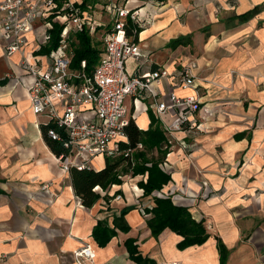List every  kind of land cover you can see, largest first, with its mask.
Segmentation results:
<instances>
[{"label": "crops", "instance_id": "crops-1", "mask_svg": "<svg viewBox=\"0 0 264 264\" xmlns=\"http://www.w3.org/2000/svg\"><path fill=\"white\" fill-rule=\"evenodd\" d=\"M149 10L157 13L137 37L144 55L128 59V71H169L153 85L162 100L171 91H194L177 82L178 72L195 62L191 72L202 85L203 108L160 163L172 176L161 190L146 195L138 183L147 176L127 174L121 184L99 188L102 197L92 207L82 203L45 139L43 126L51 121L31 108L32 78L20 53L6 56L0 40V264H80L74 254L86 245L97 252L87 264H139L129 258V238L156 264H220L217 238L229 249L226 264H264V0H152L142 12L149 16ZM127 100L144 130L152 114L162 129L175 114L158 117L149 95ZM142 115L146 124L138 123ZM96 164L97 170L104 166ZM166 196L203 220L210 234L205 243L181 250L182 236L171 229L151 234V214L142 216L139 206L151 208L156 197ZM104 207L112 209L100 217ZM125 207L130 231L119 230L99 246L94 226L104 218L114 226Z\"/></svg>", "mask_w": 264, "mask_h": 264}, {"label": "built area", "instance_id": "built-area-1", "mask_svg": "<svg viewBox=\"0 0 264 264\" xmlns=\"http://www.w3.org/2000/svg\"><path fill=\"white\" fill-rule=\"evenodd\" d=\"M83 1L0 2V40L6 56L20 53L21 66L32 78L28 89L31 108L62 128V132L53 126L47 130L51 139L62 142L68 150L56 155L60 167L65 172L72 167L96 169L92 164L95 157L121 154L120 142L127 140L125 127L132 119L126 101L147 95L154 98L151 108L158 117L175 112L173 119L163 126L172 149L177 134L196 125V114L203 108L202 85L191 72L197 64L184 66L178 72L177 85L193 89L192 93L180 95L171 91L167 99L159 100L153 85L168 76L169 71L138 68L130 73L127 68L128 59L139 60L144 55L136 36L140 33L138 29L150 24L157 13L149 10L147 16L142 12L152 0H141L143 4L138 6H131L128 0H105L102 7L91 3L83 6ZM98 8L102 9L101 14ZM55 22L63 26L59 44L42 54L51 40ZM83 29L102 43L103 51L92 74L86 70V60L81 61L80 68H71L74 35ZM88 248L86 245L75 251L78 259H84Z\"/></svg>", "mask_w": 264, "mask_h": 264}, {"label": "trees", "instance_id": "trees-1", "mask_svg": "<svg viewBox=\"0 0 264 264\" xmlns=\"http://www.w3.org/2000/svg\"><path fill=\"white\" fill-rule=\"evenodd\" d=\"M90 1L92 0H84L83 5ZM247 16L248 14L245 15V17ZM62 28L61 24L55 23L54 28L51 30V40L43 47L41 52L49 53L57 47ZM138 30L140 32L142 29ZM187 38L189 37L178 38L173 40L172 43H181ZM102 49V43L86 29L78 31L73 40L74 53L71 68H80L81 61L86 60V70L89 74H92L99 62ZM51 126L62 132V128L55 121L44 125L43 131L48 145L56 155L66 154L68 150L63 143L48 136L47 130ZM125 134L127 140L120 142L122 153L115 157H107L103 168L81 170L72 167L70 169L75 192L86 207L94 206L102 197L98 191L99 188L106 190L115 184H121L123 176L127 174H131L133 177L138 175L147 176L146 181L141 179L138 183L144 189L146 195L161 190L172 179V176L160 167V163L170 151V145L159 121L153 114L148 129H141L132 118L125 127ZM155 152L158 153V156L154 154ZM129 211L130 208L125 207L118 215H115L113 218L114 226L109 224L107 218L98 220L93 228L92 236L99 246L105 247L113 237L118 235L119 230L123 232L130 231L131 226L125 218ZM146 212L151 214L147 219L151 234L157 238L165 229H171L182 236V240L177 244L181 250L193 245H202L210 237L203 220L198 221L187 207L175 204L171 196L156 197L155 205L152 208H147ZM217 240L220 264H226L229 249L220 238H217ZM125 246L129 258L135 262L139 264H156L154 260L143 257L136 239H127Z\"/></svg>", "mask_w": 264, "mask_h": 264}, {"label": "rangeland", "instance_id": "rangeland-1", "mask_svg": "<svg viewBox=\"0 0 264 264\" xmlns=\"http://www.w3.org/2000/svg\"><path fill=\"white\" fill-rule=\"evenodd\" d=\"M96 2V3H95ZM106 1L105 0H92V1H90V2H88V3H91V4H97L98 5V7H102L101 5H104V3H105ZM85 5V4H84ZM83 5V6H84ZM97 12H100V14L102 13V9H100V8H98L97 9ZM104 17H105V15H104ZM106 20H108V18H106ZM55 23H58V22H55ZM132 67H133V63L132 62H127V68H128V70L130 71L131 69H132ZM126 103H127V105H128V100L126 101ZM130 115H131V109H130ZM156 156H158V154H157V152H155L154 153ZM106 158H107V156H101V155H99V156H97V157H95L94 159H93V161H92V164L94 165V166H96L97 164H96V161H99L100 163H101V165H104L105 166V164H106ZM103 166V167H104ZM124 177V176H123ZM124 178H126V177H124ZM129 195V194H128ZM130 196V195H129ZM82 201V200H81ZM126 202L128 203L129 201L126 199ZM111 203V201L110 200H107V202H106V205L105 206H108V204H110ZM136 204L137 205H139V203L138 202H136ZM139 208H140V211L142 212V216H146L147 214H149V213H147L146 212V209L143 207L142 209H141V206H139ZM101 209V208H100ZM112 208L111 207H104V208H102V212H100L99 213V216L100 217H103V216H105V215H107V213H109V211L111 210ZM146 214V215H145ZM77 251V250H76ZM75 255V254H74ZM75 257H76V261H78V262H82V263H84V264H87V260H85V258L84 259H82V258H79L78 259V257L75 255ZM93 264H95V263H93ZM173 264V263H172Z\"/></svg>", "mask_w": 264, "mask_h": 264}, {"label": "bare ground", "instance_id": "bare-ground-1", "mask_svg": "<svg viewBox=\"0 0 264 264\" xmlns=\"http://www.w3.org/2000/svg\"><path fill=\"white\" fill-rule=\"evenodd\" d=\"M143 120V123L146 124V117L144 115H142L139 119H138V123H140ZM126 187H128V185H126ZM99 188V187H98ZM97 256V252L96 250L93 248V246L90 248H88V250L86 251V255L84 256V258H87L89 260V262H94L97 260L96 258Z\"/></svg>", "mask_w": 264, "mask_h": 264}]
</instances>
